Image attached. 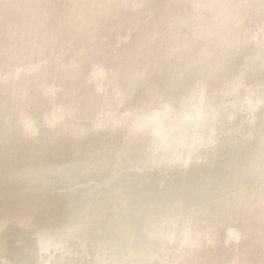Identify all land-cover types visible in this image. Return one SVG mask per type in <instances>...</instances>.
<instances>
[{
  "label": "bare ground",
  "instance_id": "bare-ground-1",
  "mask_svg": "<svg viewBox=\"0 0 264 264\" xmlns=\"http://www.w3.org/2000/svg\"><path fill=\"white\" fill-rule=\"evenodd\" d=\"M8 1H10L9 3L11 4L8 5V9L6 8L7 12H10L9 9H16L20 5L14 0L16 5L19 4L17 7H14V2L12 0ZM8 1L6 0L5 2L8 3ZM20 1L23 2L26 0H19V2ZM29 1L30 0L26 2ZM22 2L21 4H26ZM39 2H41V0H39ZM222 2L223 0H217V7L215 8L219 10L224 4V2L223 4ZM7 3H5L6 7ZM220 3L222 4L221 6ZM27 4L30 5L29 3ZM39 4H35L34 2V6H38ZM53 4L54 3L50 5ZM42 5L43 4L41 3V5L38 7L40 10L43 8H40ZM31 6L32 3L30 7ZM54 6L55 4L52 6L53 8L51 7V9L49 8L50 6L48 7L51 12L52 9L55 11L56 7ZM30 7L28 6V10L27 7L24 9L27 10V15H25V17L28 16L27 18L31 19L33 15L31 16V14L28 13ZM21 8H23V6ZM38 8L36 11L40 13ZM31 9L34 10L33 8ZM18 10L14 11L16 12ZM36 11L34 10V12ZM22 12L20 13V16ZM34 12L32 11L30 13L33 14ZM42 12L43 11H41V13ZM39 13H36V15H41L40 19H36L39 17L37 15L34 21L41 20L40 27L38 28L42 30V34L39 37L38 42L40 41V43L38 44L42 45V47L43 45L48 44V37L52 39L54 37L53 35H55L52 33L54 32L52 30L51 33H48V35L53 34V37L48 36L46 37L47 40H45V36L43 37V35H47L49 30L53 29L52 27L50 29V26L53 25L54 27L55 25L56 28L59 26L58 30L60 29V32L64 31L62 28H67L69 32H71L70 28L72 27L69 25L70 27L68 28L67 23H73L71 20H75L72 18L74 16L70 15L67 17V20L60 21L58 20L59 15L53 12L49 14ZM24 14L21 16L23 19L25 18ZM72 15L74 14L72 13ZM21 18L19 19L21 20ZM32 19L31 21L27 19V21L32 23ZM262 19H264V17ZM78 20H80V18ZM227 21V19L223 20L224 23ZM20 22L23 26H25L24 24L26 23H24L22 20ZM29 22L27 23L30 24ZM76 22L78 23L77 20ZM76 22L75 25L77 24ZM229 23L227 22L226 26H228ZM34 24L32 23V25ZM11 25L15 26L13 23ZM37 25H39V22ZM27 26L25 29L28 28ZM18 27L21 28L22 26L18 25ZM29 27H32L31 24ZM36 27L34 25L33 29ZM90 28L91 27L88 29L86 28L87 31H90V33H92L91 35L101 39L99 37L101 31L95 27L96 29L93 33L94 28H91L92 31ZM14 29L17 31L11 28L9 29V32L10 30H13V32L15 31L17 33L18 28ZM33 29L29 30L32 34ZM46 29L47 32H44ZM79 29V26H77L78 31ZM77 30L73 31L77 32ZM19 31L22 30L20 29ZM38 32L37 36L39 34ZM60 32L59 36H57L56 33L55 37H57L59 40H63L62 34L60 35ZM75 32L73 33L76 34ZM81 32L80 35L76 34V38L73 36L74 39H77L78 41V39L85 37H83L84 34H88L85 31V33L81 35ZM244 32V27L235 29L234 26L229 29L221 30L222 35H224L222 36L223 39L217 40L219 43V48L217 47V49L220 50L219 55L221 57V62L218 61L216 63V68L210 72V74H207L201 79V88L197 94H190V96L184 100L182 107L178 108L174 114L163 116L159 123L155 119L148 121L141 120L132 125L133 129L128 130L127 134L123 135L122 143L120 142L119 146L116 148L119 151V155L116 157L120 158L123 163L128 165L125 174L120 176L116 173L114 174L111 168L107 170V168L104 166L106 163H103L105 159L104 155L99 161H95V163L90 161L91 164L94 163L92 168H96V175H98L96 180L100 182L95 184L102 185L105 189H109L111 187L112 190H114L112 187H117V191L114 196H107V192L91 187L89 182L86 184V186H81V184H79L80 182H78V185L70 188L71 192L63 194L62 196L58 195L51 199L49 202L51 210L54 211V209H57L61 211V215L63 214V222L65 223L64 227L66 230H68L69 238L72 239V242L76 244V249L74 250L75 253L73 254H76L77 252L79 256L80 252L84 251L88 253L84 260L79 261L77 259L78 256L76 257V255L66 256L65 253H67V248H65L64 244H61L60 241H56V236H54L52 232L46 231L49 230L46 228V226H40L38 228H36L37 226H33L35 230L33 238L31 243L27 244L28 249H26V247L21 243L23 238L20 237L18 226L14 225L8 229H5L4 231V233L8 235L6 236L7 240H5V234L0 235V264H17L18 261L22 264H76V259L81 264H264V128L263 130H261V128H254L257 121H261V125H264V111L262 112V109L264 108V78L258 80L255 84L248 85V87L245 88V91L243 92L240 91V85L238 84L242 81V79H244L241 76L235 81L229 80L228 78L226 88L222 87V85L220 86L218 84L219 82L216 81L218 76L221 73H224V71L227 69L236 70L238 67L237 60L242 52L249 53L250 51L253 53L250 59H252L253 62L255 60V65L257 70H259L258 73H261V75L264 74V50L262 47H259L260 45L264 47V45H262V43L258 45L259 43H257V39H252V42L249 41V43H247L249 50L244 51V48H242L243 44L246 42L244 41ZM262 32H264V29ZM11 33L12 32H10V36L13 35H11ZM20 33L22 37L19 39H22L24 36L23 31ZM205 33L206 34L204 35L201 33L202 35H200V39L197 40L199 47L203 46L204 36L206 35L205 38H208L207 34L210 32L207 31ZM32 34H26V39L27 36H29L28 39H30V36L33 37ZM69 34L70 36L72 35L71 33ZM64 35V40H67V34L65 35L66 37ZM17 36L19 37V35ZM219 36L220 34L218 35V39L220 38ZM34 37L37 38L36 36ZM98 38L94 39L97 41V44H99ZM55 39L56 38L53 40V44L55 41L59 42V40ZM85 39L90 38H84L83 40ZM64 40L62 43L66 44L68 41V46H73L75 44L73 42V45H69L70 39L65 42ZM45 41H47V43H45ZM99 41L102 43V40ZM58 42L55 44L56 47L58 46ZM78 42L83 43L81 40ZM18 43L13 44L14 46H17L15 44ZM33 43L35 42L33 41ZM13 44H11V47L14 48ZM19 44L21 45V43ZM29 44L33 46L32 42ZM53 44L51 47L52 49H54ZM77 44L79 45L81 43ZM93 44L95 46V42ZM67 45H63V49H67ZM78 45L76 48L80 47ZM35 46L36 44L34 47ZM73 47L71 48L72 53L74 54L76 48L74 47V49ZM89 47L90 45L87 47V49L84 48V51H81L82 49H80L77 50V52L81 51V54L84 52V55L87 56L85 52L86 50L87 52L89 51L91 53V51L88 50ZM27 48L30 49L28 46L26 49ZM71 48H69V50L67 49V51H70ZM91 48L94 47L91 46L89 49ZM24 49L25 48H23L22 51ZM33 49L34 48L31 47V52ZM37 49L42 51L39 48ZM63 49L61 48V57H63ZM96 50L98 51L96 53L94 52L95 54L93 58L91 55V57L87 56L89 59L91 58L88 63H94L95 58L99 56V52L101 51L99 49ZM67 51L64 50L63 53ZM42 53L47 54L48 52H44L43 49ZM72 53L69 54L68 52L65 54L73 56ZM25 54L27 53H24V55L21 53L20 55L25 57ZM32 54L34 55L35 53ZM45 54L43 55L46 56ZM50 54L48 53L49 57L51 56ZM53 54L54 53H52V55ZM76 54L77 55L74 54V58L78 56V53ZM13 55L17 57L18 61H16V57L11 59L12 57L10 58L9 56L10 60H8L9 58L6 59L5 57H7V55H5V57L1 56L2 58L6 59V61L4 59H0V62L4 60L3 64L0 63V77L1 74L7 70H10L12 76L10 79L12 84L10 83L7 86L4 84L6 83L5 81L8 82V80L2 81L0 79V98L4 99L8 97L11 91L8 90V92L5 86L9 87V85H11L13 92H11L10 95L12 96V93H14V97L23 103L21 106H18L15 109L14 106H11L14 109L15 114L18 115V128L25 131L30 130L31 132L38 131L37 139L40 140L51 136L50 133L53 131L52 127L54 124L45 126L44 122L45 120L52 119L50 118V112L54 109L60 108L63 111L66 110L65 112L67 114H76L79 116V118L83 117L86 113L87 115H91L93 118H95V116H97L94 114L95 112L103 113L104 111L111 110V101H109L107 105L95 103V106H90V100L93 99V95H95L96 92L91 88L84 96L70 100L62 98L63 93H58V89L64 91L63 89L67 90L77 88L78 83L82 78L83 73L81 75L75 73L77 74V77H75L72 73L73 71H70V68L68 69L70 66L66 65L71 62L70 59L72 56H70V59H68V56L64 55L65 58L67 57L66 60L70 61L69 63L68 61L66 63L64 62L66 61L64 57V60L63 58L56 57L63 60L66 68L63 66L62 67L65 68V70L68 69V73L71 72L75 78L70 76L71 74L69 75L66 73V71L64 72V70H61V68H59V71V69H55V66V68L52 66H47L44 63L46 57L42 59L44 60L43 63L45 66L41 65L42 61L40 60V64L37 65V67L40 69L37 68L38 70H35L32 68L31 70L29 66L27 67L29 63L27 62L28 64H26L25 62L28 60L26 57V60L24 58L25 61L21 62L23 63L21 64L19 61H22L23 59H18V54H12L11 56ZM36 55H34L35 59L37 58ZM40 55L42 56V54ZM55 55H57L56 52ZM84 55L83 58H87L84 57ZM34 56H32V59ZM52 57H50V59ZM56 57V60H53L54 62L50 60L51 64H55V61H57ZM120 57L125 60L127 56L120 54ZM38 58L40 59L41 57ZM30 59L31 58H29V60ZM48 59L49 58L47 57V60ZM82 60L85 61V59L81 58V61ZM124 60H120L118 66L112 70L111 73V80L115 81L114 87L117 90H123L120 85H117V81L119 80H121L120 82H127L130 85L131 81L139 83L142 78L140 74L136 73V71L141 66V64L143 65V57L128 56L125 62ZM140 60L142 61L141 63ZM33 61L35 64L36 61ZM50 61L47 64H49ZM78 61L81 62L80 56ZM64 63L59 64L58 62L59 66L57 65V67H60V65H63ZM34 64L33 66L36 65ZM82 64L83 62L81 65L79 64L81 70L87 69V67L84 68L86 61L84 65ZM257 70L254 68L251 72H249L248 77L258 74ZM1 71L3 72L1 73ZM110 86V83H105L102 85V88H109ZM210 89L211 92H209ZM43 92L44 96L42 99L41 95L38 96V94ZM131 92L132 91H129V93ZM125 95L126 93H121L119 98H123ZM47 100H49V102H47ZM35 104L37 107L50 105L52 110L49 112V114L47 113L45 117L38 116V118L33 120L34 117L31 115V109L33 106H35ZM208 106H210V111H208ZM8 111H11V109ZM235 117L237 118L234 119ZM79 118L76 116L75 124L73 126L80 130L81 135L76 137L74 136L71 139V146L79 143L85 136H89V132L92 131L91 127L81 123L79 124L77 122ZM160 124L164 125L161 126ZM154 127L158 129V133L160 131L159 135L162 134V139L159 141V144L154 146L161 148L164 153H167V159L163 162H167V168L171 167L175 172L174 177H172L164 187H160L158 184L156 172L147 170V166L155 167V165L158 163L156 160H154L155 156L152 158L151 155V147L154 146L148 142H144L143 140V142H140L142 143L140 144V147H137L139 152L135 155L134 153L131 154V152L136 149L133 148L136 143L132 145L130 141L131 144L128 143L129 145L127 146L131 145V147L126 148V143L129 142L126 140V137L133 134L131 133L132 131L135 132L136 134L134 133V135L139 136V138H146L149 136L148 134H152L150 130ZM65 130L68 131L69 128H66ZM249 130H260L258 140H246ZM5 132L9 133V131ZM6 135L7 134H4L3 136ZM92 139L95 143L100 142L99 144H96V147L98 148L97 150L99 151H110L107 148L111 147V145H115V139L111 138V136L106 138L104 141H102L101 138L96 137H92ZM49 143H51L52 146L55 145L53 141H50ZM21 145L22 143H18L16 147L18 148ZM52 146L47 144L45 148L42 149L37 147L36 150L38 156L41 155L42 151L45 157L46 155L50 157V153L52 154ZM59 154L62 155L60 158H63L68 154V151L59 152ZM18 157L19 156L17 155L10 157V162L14 164ZM52 159L54 158L52 157ZM126 159L128 160L126 161ZM188 161H191V167L186 166ZM114 164V167H118L119 161H116ZM97 165L99 169H97ZM138 166L142 167L141 180L143 181H140L139 184L137 182L138 185H131L132 180H137L135 172H137L136 170ZM67 170L68 171L65 172H70L69 176L71 178L76 177L72 174L74 171L71 170V167ZM196 172L198 174H195ZM83 173L87 174L88 169L86 168ZM118 184L124 185L122 186ZM238 185H243L244 187L241 189L238 187ZM127 187L130 188L126 189ZM124 191L128 193H123ZM119 200H125L127 204L122 203L124 204L123 206L116 208L118 203L117 201ZM149 201H153L154 204H156L153 209H147V204ZM115 202L117 203L115 204ZM146 211H148V213ZM230 215H233L232 221H229ZM163 217H166L165 219L170 221L168 222L171 223L169 226H172L170 231L164 229V224H162L164 220L161 221L162 223H158L161 220L160 218ZM34 218L35 217L30 218V216L27 214L23 219L26 222ZM145 219L149 221L146 220V222ZM167 220L165 221L167 222ZM149 222L150 224L153 223V225H151L153 228L152 233L150 232L151 229L148 228V226H150ZM144 223H148L149 225L146 226ZM228 224L234 226L236 230L234 231L239 234V236L246 238L244 244L243 241L239 243L240 240L238 244L232 243L230 239L231 237H228L230 233L228 234L226 231V226ZM162 229L163 231L175 234V236L173 235L172 238L177 236V238L181 239L183 243L179 244L180 242H176L179 240L176 238H174V241V239L171 237L168 238L166 236H160L163 235L161 234ZM158 232L160 233L158 234ZM260 234L263 236L254 238L250 237L252 235ZM227 237L229 238V241L225 242V240H227L225 238ZM18 242L21 243V246H19ZM54 254H56L57 258L54 257Z\"/></svg>",
  "mask_w": 264,
  "mask_h": 264
},
{
  "label": "rangeland",
  "instance_id": "rangeland-1",
  "mask_svg": "<svg viewBox=\"0 0 264 264\" xmlns=\"http://www.w3.org/2000/svg\"><path fill=\"white\" fill-rule=\"evenodd\" d=\"M5 1L6 0H0V31H1L0 57L1 56L5 57V55H7V57H5L6 59H8L9 56L10 58L12 57L11 59H13L16 56L15 55L11 56V55L18 54L17 55L19 56L18 59L21 60L23 59L22 61H19L20 63L24 62L26 58L28 59L25 62L26 64L29 63L27 67L29 66L31 70L32 68H34L35 70L39 68L37 67V65L40 64V62L42 61L41 65H44L45 63L47 66H52L53 68L56 67L55 69L61 68V70H64V72L66 71V73H68L69 70L70 71L72 70L73 71L72 73L74 74L75 77H77L76 76L77 74L81 75L83 73L77 88H72L67 90L63 89L64 91L58 89V93H63L62 98L69 100L73 98H79L80 96H84L87 93V91L91 88L94 89V91L96 92L95 95H93V99L90 100L91 103L90 106L92 107L95 106L94 105L95 103L107 105L109 101L112 102V106L110 107L111 110L104 112L102 111L103 113L95 112L94 114L97 115L95 116V118H93L91 115H87V113L83 117L79 118L78 115L67 114L65 112L66 110L63 111L60 108L51 111L52 109L50 105L37 107V105L35 104V106H33V108L31 109L32 110L31 115H33L34 117L33 120L38 118V116L45 117V115L47 113L49 114V112L51 111L50 118L52 119L45 120L44 124L45 126L54 124V126L52 127L53 131L50 133L51 136L39 140L37 139L38 131L31 132L30 130L25 131L18 128V115L15 114L14 109L18 106H21L23 103L22 101H19L17 100V98L14 97V93H12L13 94L12 96L10 95L11 92H13V90L11 89L12 88L11 85H9L10 88L6 87L8 84L11 83L10 79L12 76L10 70L4 72L1 71V73L2 72L3 73L1 74L0 79L2 81L8 80L9 83L7 81H5L7 84L6 83L4 84L3 82L2 83L6 85L5 86L6 90L7 91L9 90L11 92L9 94L8 93L9 91L8 92L6 91L9 94L8 97L4 99L0 98V223H1L0 235L5 234L4 233L5 229H8L9 227L16 225L18 226L20 237L23 238L21 240L22 245L25 246L26 249H28L27 244L31 243L35 231L33 226H37L36 228L40 226L41 227L46 226V228L49 229L46 231L52 232V234L56 236L55 237V239H57L56 241H60V243L64 244V247L67 248L66 250L67 253H65V255L66 256L76 255L77 257L78 256L77 252L76 254H73L75 253L74 250L76 249V244L72 242V239L69 238L68 230H66L64 227L65 223L63 222V214L61 215V211L57 209H54V211L51 210L49 204L51 199L58 195L62 196L63 194H67L68 192H71L70 188H73L75 185H78V182H80L79 184H81V186H86V184L89 182L91 184V187L107 192L106 193L107 196L109 197L114 196V194L117 191V187L116 188L112 187L114 189L112 190L111 187L109 189L108 188L105 189L103 188L104 186L95 184V183H100L96 180V177H98V175H96L97 172L96 168L95 169L92 168L94 166L93 164L95 163V161H99L104 155L105 159L103 163L104 164L106 163L104 166L107 168V170L111 168L114 174L116 173L117 175L120 176L126 173V169L128 165L126 163H123V161H121L120 158L116 157L119 155L118 154L119 151L116 148L119 146L120 142L122 143L123 135H126L128 130L133 129L132 125L136 124L141 120L148 121L155 119L159 123L160 119L163 116L168 114L169 115L174 114V112H176L178 108L182 107V105L184 104V100L187 99V97H189L190 94H194V93L197 94V92L201 88V84H200L201 79L207 74H210V72H212L216 68V63L218 61L221 62V57L219 55L220 50L217 49V47L219 46L217 40L223 39L222 36L224 35H222L221 33L222 29H229L232 26H234L235 29L244 27L245 29L244 41H246L242 47L244 48V51L249 50L248 49L249 46L247 43H249V41L252 42V39H257V43H259L258 45H260V43L264 45L263 44L264 32H262V30L264 29V19H262L264 17V0H226V1L223 0L224 4L223 2H222L223 5L220 3V6L221 5L222 6L220 7L219 10L215 8L217 7L216 6L217 0H43V1L41 0V2H39V0L36 1L30 0L29 2H26L28 0L23 1L26 4H21L22 1L19 2V0L18 1L15 0L16 3H19L21 7L23 6V8H21L19 4L16 5L15 1L12 0L15 4V5L13 4L14 7H17L19 5L20 8L18 7L16 9L15 8L9 9L10 12H7V9H8V5H10L11 3H9L10 1L8 0L7 1L9 4ZM33 1L35 2V4L40 3L39 5H41L42 3L43 5L40 6V8L43 7L42 8L43 10L42 9L40 10L38 8L39 5L38 6L36 5L37 7L34 6ZM30 2L32 3L31 7H30L31 5ZM5 3H7V7ZM27 3H29L30 5H28ZM52 3H54L55 4L54 7H56L55 11L52 9V12L59 15L58 20L65 21L67 20V17H69L70 15L74 16L72 18H74L75 20H73L72 18H71L72 20L70 19L71 21H73V23L71 21H70L71 24L67 23L68 28L70 27L69 25H71L72 27L70 28L71 32H69L67 28H62V30H64L63 32L65 33V35L67 34L66 35L68 36L67 40L70 39L69 42L71 44L69 43V45H73L75 43L74 44L75 46L74 45L73 46L76 48V46L78 45L77 43H81L78 45L80 47H77L76 50L74 51L75 55H77L76 53H78V56H76L75 58L73 57L75 55L72 53V48H71L73 46L67 45L68 41L64 40L65 39L63 37L64 33L62 31L60 32V29L58 30L59 26L56 28L54 25V27L56 28L55 30V28L51 24L52 26H50V29L51 27L53 29L49 30L48 29L49 26H48L47 29L49 31L47 32V29L46 31H44L47 32V35L45 33H44L45 35H43V37L45 36V40H47L46 37L48 36L51 37L54 36L52 39L48 37L50 40L49 39L47 40L48 44H45L46 47L45 45H43L42 47V45L38 44L40 43V41L38 42V40L42 34L41 33L42 30L38 28L40 27L41 20L34 21L35 17H37L38 15V14L36 15V13H39L36 10L38 8V10L40 11L39 14L52 13L49 10V8L51 9V7L54 5V4L50 5ZM27 5L30 7L28 13L31 14V16L33 15L32 18H34V19L31 18L32 23L34 24L35 22H37L34 24L35 27L37 26L35 29H33L34 25H32V23L29 22L31 21V19L27 18L28 16L25 17V15H27L26 11L28 10ZM26 7L27 10L24 9ZM31 8H33L36 12H34V10H32ZM11 10L13 11L18 10V11L13 12ZM30 10H32L35 14L30 13L32 12ZM20 11L21 12L23 11L21 16H23L25 12L24 19L21 18ZM41 11L43 12L41 13ZM71 11L74 15H72ZM40 17L41 15L36 19H40ZM17 18L19 21L17 20ZM19 18H21V20L24 23H26L28 26L24 23L23 24L25 26H23ZM79 18L80 20H78ZM224 18L228 20L227 21L228 23L230 22L228 26H226L227 22L226 23L223 22V20H226ZM27 19H29V21H27ZM76 20L78 21V23L76 22ZM74 21L77 24H79V25L76 24L80 28L79 31L77 30V26L75 25ZM27 22L31 24L32 26L31 28L29 27L30 24H28ZM38 22L39 25H37ZM12 23L15 26H12L11 25ZM18 25L22 27L20 28L18 27ZM26 26L28 27L26 28L28 30L25 29ZM93 26H95L101 31V34L99 35L101 39L91 35L92 33H90V31L89 32L87 31V29L91 27L94 28L93 29V33H94V30L96 28ZM11 28L15 31L17 30L14 28H18V32L16 33L15 31L13 32V30H10V32H12L11 35L13 34L12 36H10L9 29ZM20 29L23 31V35H24L22 38L23 40L19 39L22 37V35H20L21 34L20 32H22L19 31ZM31 29H33L32 30L33 34L29 31ZM37 29H39L40 31ZM52 30L55 32L52 33L55 35L57 33V36H59V32H60V35L62 34V38L64 42L67 41V43L66 44L62 43L63 40L57 39V37H55V35L53 34H52L53 36L48 35V33L49 32L51 33ZM73 30L75 31L77 30V32ZM84 30L86 31V33L89 34V36L88 34H84L85 33ZM207 31L210 32L207 34L208 38H205L206 37L205 35L204 44L202 47H199L197 44L198 43L197 40L200 39L201 37L200 35L206 34L205 32ZM37 32L40 35L38 34L37 36ZM68 32L71 33L72 35L70 36ZM73 32H75L78 35H80L81 32V35L84 34L83 35V37L85 36L84 38L89 37L90 39H85L86 40L85 41L83 40L84 38H81L78 39V41L81 40L83 41V43L78 42L77 39H74L73 36H75V38L77 36ZM30 33L33 35V37L36 36L38 39L35 37L33 39L32 36H30V39L32 41L28 39L29 36H27L26 39L25 35L26 34L31 35ZM219 34H220L219 36L220 38L218 39ZM17 35H19V37ZM54 38L59 40V42L55 41L53 44ZM95 38L102 40V43L101 41L98 40L99 44H97V41L94 40ZM13 39H15L16 41H18L19 39L18 42L21 43V45ZM33 41L35 43H33ZM47 41H45V43H47ZM93 41L95 42L96 48L93 44L94 43ZM12 42L18 43L15 44L17 46H14ZM30 42H32L33 46L29 44ZM57 42H58V46H57L58 48L55 45ZM10 43L13 44L14 48L11 47ZM88 43L90 47L93 46L95 48V49L94 48L89 49L90 47L88 48V50H90L91 53L89 51L87 52L86 50L87 47L89 46ZM35 44L37 47L36 46L34 47ZM52 44L56 48L53 46L54 49H52L51 48ZM62 44L67 45L69 48H71V50L67 51V49L69 50L67 46H64L67 47V49L65 48L63 49ZM27 46L30 49L28 48L26 49ZM30 46L34 48L32 52ZM39 46L42 48H40ZM259 47L260 48L262 47L264 50L263 46L260 45ZM23 48L26 49L23 50L25 52L22 51ZM37 48H39L42 51H39ZM61 48L63 49L62 54L64 58L65 56H68V59H70V56L72 55L69 54L71 53L73 54L72 58L74 59L72 58L70 59L72 63L69 60H66L67 57L65 58L66 61H64L65 63L67 61L68 63L69 62L71 63V65L70 63L66 64L70 66V67L67 66L68 69L70 68L69 70L68 69L65 70L66 68L65 63L63 62L64 58L61 57L60 54ZM84 48H86L85 52L87 56L91 55L92 58L94 54L98 51L96 49H99L101 51L99 52V56L95 58L94 63L91 64L88 63V61H90L91 58L89 59V57L85 56L84 52H82V54L84 55V57L87 58H83L81 51H84L83 50ZM43 49L44 52L46 51L49 54L51 53L50 57L54 55L53 56L54 58L52 57L53 59L52 58L50 59L48 53L47 54L42 53ZM80 49L82 50L80 52L79 51L77 52V50ZM29 50L31 53L29 52ZM50 50L51 51L54 50V51L51 52ZM64 50L67 51L65 53L69 52V54L66 55L65 53H63ZM55 52L57 55H55ZM21 53L23 55L24 53H27L28 57L27 54H25L26 58L23 57V55H20ZM32 53H35L34 55L37 54L36 55L37 58L38 57L41 58L35 59V56ZM52 53L54 54L52 55ZM40 54H42V56ZM43 54H45L46 56H44ZM120 54H124L127 56L125 60L120 57ZM252 55L253 53H251L250 51L249 53L242 52L238 57L237 60L238 67L236 68V70L227 69L226 71H224V73H221L216 80L219 82L218 84L226 88L228 83L227 82L228 78L229 80L235 81L241 76L244 79H242V81L239 82L238 84L240 85L239 86L240 91L243 92L245 91V88L248 87V85L255 84L258 80L264 78V74L261 75V73H258L259 70H257V67L255 65V60L253 59L254 60L253 62L252 59H250ZM32 56H34L33 59ZM56 56L63 58V60H61L60 58L58 59ZM79 56H80V61L81 58L85 59L86 64L85 61L83 60L81 62L78 61ZM128 56L143 57V65L141 64V66L136 71V73L140 74L142 78L139 83H135L131 81L130 85L127 82H120L121 80H119L117 81V85H120L123 90H117L114 87L115 81L111 80V73L112 70H114L118 66L120 60L121 61L124 60L125 62ZM45 57L46 60L47 57L49 58L47 60V63L50 60L54 62L53 60L55 59V57L57 58V61H55V64L52 63L53 65L51 64V61L49 64H47L46 60L45 61L42 60ZM10 58L8 60H10ZM29 58L31 59L29 60ZM0 59H4V58L1 57ZM6 59L4 60L6 61ZM15 59L16 61H18L17 57ZM4 60L3 61L1 60L2 62L0 63L3 64ZM33 60L36 61L35 63L36 65L34 64ZM29 61L30 62L33 61L31 62L32 66L30 65ZM58 62L59 64L60 63H64V64L60 65V67H57ZM82 62H83L82 65L84 64L86 65V66L84 65V68L87 67V69L81 70L79 66L81 65ZM141 62L142 61L140 60V63ZM32 63L36 67L33 66ZM62 66L65 68H63ZM254 68L255 70H257L258 74L252 77H248L249 72H251ZM68 74L70 75L71 72ZM73 74H71L70 76L73 77ZM105 83H110L111 86L109 88H102V85ZM129 91L132 92L129 93ZM209 92H211V89L209 90ZM121 93L124 94L126 93V95L123 98H119ZM43 94L44 92L38 94V96L41 95V98L43 99L44 96ZM47 102H49V100H47ZM11 106L12 107L14 106V109ZM9 108L11 109L12 112L8 111L10 110ZM208 111H210V106H208ZM263 111L264 108L262 109V112ZM76 116L79 118V120L77 121L79 124L81 123L83 125L91 127L92 131L89 132L90 133L89 136H85L83 140H81L79 143L71 146V139L74 136L76 137L81 135L80 130H78V128H75V126H73L75 124ZM236 118L237 117H235L234 119ZM261 124H262L261 121L260 122L257 121L255 123L254 128L256 129L261 128V130H263L264 125ZM160 125L163 126L162 124ZM66 128H69V130L66 131L65 130ZM5 131H9V133ZM150 132H152V134H148L149 136L146 138L141 137L142 139L139 138V136L134 135L135 132L133 131L131 132L133 134L128 135V137H126L127 138L126 140L129 141L126 143V148L131 147V145L130 146L127 145L131 143L132 145H134V143H136L133 147L136 149H134V151L131 152V154L134 153L135 155L139 152L137 147H140V144H142L140 142H143V140L144 142L146 143L148 142L153 146L159 144V141L162 139V134L159 135L160 131L158 133V129L154 127L150 130ZM259 133L260 130L258 131L249 130L246 140L247 141L258 140ZM4 134L7 135L3 136ZM109 136L115 139V145H111V147L107 148L110 151H106L107 152L106 153L97 150L98 148L96 147L97 146L96 144H99L100 142L95 143L92 137L101 138L102 141H104ZM50 141H53L55 145L52 146L51 143H49ZM18 143H22V145L17 148L16 145ZM47 144L49 146H52L51 147L52 154L50 153V157H48L47 155L45 157L42 151H41V155L38 156L36 150L37 147H40V149H42L45 148ZM154 147H151L152 148L151 155L152 158H154L155 156L154 160H156L158 163L155 165V167L147 166V170L156 172L158 184L160 185V187H164L168 183V181L172 177H174L175 172L173 168L171 167L167 168L166 166L167 162H163L164 160L167 159L166 157L167 153H164V151L157 146ZM66 151H68V154L65 155L63 158H60L62 155L59 154V152H66ZM14 155H17L19 157L17 161L13 164L10 162L9 158ZM52 157L54 159H52ZM127 160L128 159H126V161ZM90 161L94 163L91 164ZM116 161H119L118 167L113 166L115 165L114 163ZM191 164H192L191 161H188V163H186V166L191 167ZM70 167L71 170L74 171L72 172V174L76 177L71 178L69 176L70 172H65L68 171L67 169H69ZM86 168L88 169L87 174L83 173V171H85ZM141 168L142 167L138 166L136 170L137 172H135L137 176V180H132L131 185H136L137 182L139 184L140 181H143L141 180V173H142ZM97 169H99L98 165H97ZM197 172L195 174H198ZM118 185H122V184H118ZM238 187L242 189L244 186L238 185ZM128 188L130 187H127L126 189ZM123 193H128V192L124 191ZM117 202H115V204L117 203L116 208L117 207L120 208V206L124 205L122 203H126L125 200H119ZM155 205L156 204H154L153 201L152 202L149 201L147 204V209H151V208L153 209ZM146 212L148 213V211ZM27 214L30 216V218L31 217H35V218L26 221L27 222L26 223L23 218H25ZM165 218L166 217L160 218L161 220L158 223H162L161 221L164 220V222L162 223L164 224L163 225L164 229L170 231L172 226H169V224L171 223H168L170 221H168ZM146 220L147 219H145V221ZM165 220H167V222ZM232 220H233V215H230L229 221ZM149 224L147 223L145 225L148 226ZM151 225H153V223H151L150 226H148V228L151 229L149 230L152 233L153 228ZM234 230L235 228L233 225L228 224L226 226L227 233L231 234V235L229 234L228 237L229 238L231 237L230 239L232 243L238 244L240 240L239 243L243 241L244 244L246 238H243V236H239V234L235 232L236 230L235 231ZM159 233L160 232H158V234ZM161 234L163 235L160 236H166L168 238L170 237L172 238L173 235L175 236V234H172L171 232L163 231V229ZM6 236L8 235L5 234L4 236L5 240H7ZM259 236H263V235L261 234L252 235L250 237L254 238ZM228 237L225 238L227 239L225 240V242L229 241ZM174 238L179 239L177 238V236ZM179 240L176 242H180L179 244L183 243L181 239ZM18 243L19 246H21V243L20 242ZM87 255H88L87 252L84 251L80 252L77 259L79 261H82ZM54 257H56V254H54ZM77 259H76V264H81ZM19 264L22 263L19 262Z\"/></svg>",
  "mask_w": 264,
  "mask_h": 264
}]
</instances>
